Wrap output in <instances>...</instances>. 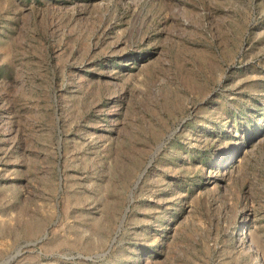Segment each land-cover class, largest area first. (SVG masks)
<instances>
[{
  "label": "rangeland",
  "instance_id": "obj_1",
  "mask_svg": "<svg viewBox=\"0 0 264 264\" xmlns=\"http://www.w3.org/2000/svg\"><path fill=\"white\" fill-rule=\"evenodd\" d=\"M0 264H264V0H0Z\"/></svg>",
  "mask_w": 264,
  "mask_h": 264
}]
</instances>
